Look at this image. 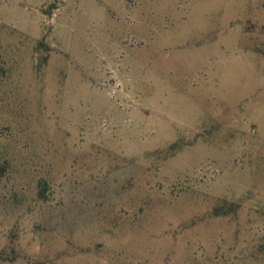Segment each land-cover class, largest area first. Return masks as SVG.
<instances>
[{
  "label": "rangeland",
  "instance_id": "1",
  "mask_svg": "<svg viewBox=\"0 0 264 264\" xmlns=\"http://www.w3.org/2000/svg\"><path fill=\"white\" fill-rule=\"evenodd\" d=\"M0 251L264 264V0H0Z\"/></svg>",
  "mask_w": 264,
  "mask_h": 264
},
{
  "label": "trees",
  "instance_id": "2",
  "mask_svg": "<svg viewBox=\"0 0 264 264\" xmlns=\"http://www.w3.org/2000/svg\"><path fill=\"white\" fill-rule=\"evenodd\" d=\"M41 44H43V43H41ZM45 189H46V186L44 188L42 187L39 191V195L42 199L46 198V192H45L46 190ZM222 211H223V207L222 208L219 207V208H217L216 212H217V214H221ZM8 260H12L10 255L8 253H6L5 251H0V261H8Z\"/></svg>",
  "mask_w": 264,
  "mask_h": 264
}]
</instances>
